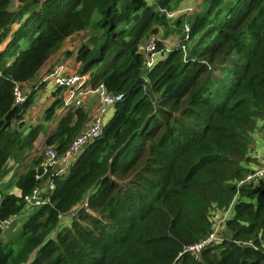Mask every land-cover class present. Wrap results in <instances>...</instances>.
Segmentation results:
<instances>
[{
    "label": "trees",
    "instance_id": "obj_1",
    "mask_svg": "<svg viewBox=\"0 0 264 264\" xmlns=\"http://www.w3.org/2000/svg\"><path fill=\"white\" fill-rule=\"evenodd\" d=\"M179 1L0 0V175L9 161L25 168L15 167L0 189V220L23 210L24 194L43 173L41 156L28 159L42 128L26 130L24 114L32 89L46 80L27 86L22 101L15 89L35 79L69 37L93 30L63 59L74 56L93 86L122 94L102 134L54 177L49 203L31 210L21 244L7 248L0 239V264H167L188 239L206 237L211 213L229 206L233 237L216 245L211 264H264V249L249 237L264 233V177L255 180L262 186L243 184L255 120L264 117V0H201L200 9L170 24L166 11ZM159 26L163 39H177L149 67L139 44ZM61 88L52 91L47 118L63 103ZM75 113L45 144L66 149L87 119L80 108ZM141 181L152 183L144 200L132 190ZM12 183L17 194L7 189ZM87 191L70 226L58 228Z\"/></svg>",
    "mask_w": 264,
    "mask_h": 264
},
{
    "label": "rangeland",
    "instance_id": "obj_2",
    "mask_svg": "<svg viewBox=\"0 0 264 264\" xmlns=\"http://www.w3.org/2000/svg\"><path fill=\"white\" fill-rule=\"evenodd\" d=\"M149 2H151V0H149ZM200 2H201V0H180L177 3V7L176 8H174L173 10H170V11H166L167 19L170 21V24L173 23L175 21V19H177L179 17H182V15L185 12H187L189 10V8H192V11L194 9L195 10L200 9V7H199ZM185 10H187V11H185ZM168 13L169 14H173V15L168 16ZM157 30H158L157 32L153 33L154 34L153 36L156 39H159V42L161 43L160 44L161 45V51L159 49H156V45H155L154 51L156 53H159V55H160V53L163 54L162 48L164 47V45H165V47L168 46V44H166V43L167 42L170 43L172 39H177V35L176 34H172V35L168 36L167 38L163 39L164 32L162 31V28L159 26V27H157ZM93 33H94L93 30H84L82 32H79V33L69 37L65 41V43L63 44L62 50H60L58 53H56V55L53 56V58L50 60V62H52V61L53 62L62 61L63 57L65 55L64 52L67 51V50L72 51V53L75 55V52L81 46V44H83V42H85ZM156 62L154 64H156ZM66 63H68V65L70 66L71 70H75L74 68H75V66H77V64H76L77 62H75L74 56L69 58V60H67ZM45 69H47V67H44V70ZM40 73H42V72H40ZM217 76L221 77L223 79L224 77H226V74H223V73L221 74V73L218 72ZM35 83H37V80L35 81ZM46 84H47L46 87L44 86V88H42L41 90L37 91V94L39 95L37 97V99L39 100L40 97H41V103L42 104L40 106H38V108H36V109L34 107H30L29 110L26 112V119H32V120L37 121V122H39V121L44 119V115L42 113H44L45 108L47 106H49L53 102L54 99H53L52 91L55 88V86H54L52 81H47ZM61 89H62L63 94H65V89H63V88H61ZM24 93H25V87L24 88H18V93H17L18 100L17 101H19V99L20 100L24 99V96H25ZM57 94L59 96L63 95V94H61V92L57 93ZM65 95H64V97H65ZM64 97H63V100H64ZM256 97H258V96H256ZM109 111L111 112V110H109ZM56 119H57V116L54 117V120H56ZM261 119H263V118H261ZM256 120H255V124H256ZM105 124H106V119H105ZM55 125H56L55 121H53V122L50 121L49 124L46 123V128H47L48 131L54 130V126ZM253 129L254 130L252 131L251 142H250V145H249V148H248L249 149L248 150V157L251 159V161L248 162V163L243 164L248 169H250V174H252V173L264 168V153L263 154H259L258 149L256 147L257 142L260 141V139H261L262 148H263V151H264V119L261 120V121H258L257 122V126L254 125ZM46 146L47 145H45V139L39 140L37 148L32 153V156L30 158H28V159L30 160L33 157L41 156L42 157L41 161L42 160L44 161L45 156H44V152L43 151L46 148ZM55 148L57 149V147H54V149ZM56 153L58 155H61L57 151H56ZM18 165H20L19 168L17 167ZM21 166L22 165L20 163H17V162L16 163H12V161L8 162V165H7V168L5 169L4 174L0 175V189L1 190L4 189V187L7 185V182H9V180L13 177V175H11V174H12V172H13L15 167H17V169H16L17 173L20 172V171L21 172L24 171L25 168L24 167L22 168ZM247 177H246V181L243 184H246V183H249V182L250 183L251 182H257V181H255L256 179H253L251 181V180L247 179ZM263 183H261V182L258 183L257 182V183L254 184V186L255 187L262 186ZM151 184L152 183L149 184L147 181L146 182L145 181H141L140 188H137V189L134 188L132 190H134V192H136L137 194L140 195L141 200H144L146 198V196H147V193H149V192H147V190L150 188ZM12 185H13V183L7 189H13L14 187H12ZM246 186H244V188H246ZM12 192L17 193L16 190H13ZM89 194H90L89 191H87L82 199L84 200V198L89 196ZM237 195H240V194L237 193ZM240 199H241V196H240V198L237 201H239ZM83 200L79 201V203L76 205L77 207L76 206L72 207L65 214H62L60 216V218H59L60 228L61 227H65V226H67V227L70 226L71 222L77 216V211H78V209H80L81 203H82ZM131 204H132V201H127L126 207H130ZM45 205H43V206H45ZM231 208L232 207H229L227 211H221V212H216L215 211L214 213H211L210 218H211V222H212V227H211V222H210V226H209L207 232L202 237H205V236L207 237L208 233L211 232L213 229H218V235H219V238L221 239V241H219L218 243H215L213 246H211L212 248L208 247V248H211L213 250L212 252L208 251L206 257L201 256L202 253H200V254L197 255L198 259L193 258V256L196 257V254L199 253V252H202L203 250H200L198 252H193L194 250L188 249L191 245L194 244L193 241L188 239L185 244H183L181 247H179L180 249H178L177 254L173 258V260L172 261H168L167 264H211L210 256L217 255V253H218V249H217L216 245H218L220 242H222L224 240H227V239L231 240L232 237H233L232 230L227 226V221L234 218L233 217V215H234L233 209H231ZM27 217H28V215L20 217L14 223V225L12 226V229H9L7 232H5V234H6L5 237H3V236L0 237V239H3L4 243H8V241H9L7 248L12 247V248L16 249L21 244L23 238L19 235V231H20L21 225L25 222ZM177 230L180 233L182 232L181 227L177 228ZM55 231H56V228L51 230L48 233L49 237H53L55 235L54 234ZM243 233L241 234L240 238H242ZM259 233H261V234L258 235L257 230L255 229V231L252 234H250L249 237H255L254 240H257L258 243H259V246H261V248L264 249V237H263L264 233L263 232H259ZM257 235H258V237H257ZM240 238L238 240L239 243H241L240 241H242V240H240ZM197 241L198 240H196V242ZM191 242H193V243H191ZM242 243H243V245H248V244H251L252 242L251 241H248V242L243 241ZM185 257L188 258L187 261H183V259Z\"/></svg>",
    "mask_w": 264,
    "mask_h": 264
},
{
    "label": "built area",
    "instance_id": "obj_3",
    "mask_svg": "<svg viewBox=\"0 0 264 264\" xmlns=\"http://www.w3.org/2000/svg\"><path fill=\"white\" fill-rule=\"evenodd\" d=\"M156 38L153 35L148 37V41L145 44L140 45L139 49L141 52H144L146 58V64L150 67L157 54L154 51L155 49ZM52 81L54 86L67 87L68 89V101H73L76 104H79L82 101L84 95L92 92L97 95L99 101V113L100 115L92 119L91 123L83 131L80 132L68 145L65 152L62 155H58L55 149L51 146H48L45 151L44 163L41 164L42 174L36 175V185L23 196L24 209L39 208L43 205H47L50 201V190L53 186V180L55 176H62L66 173L70 167L72 161L74 160L76 154L83 148L85 143L93 138L99 137L102 133L104 126L102 115H105L108 110H112L113 106L117 101L122 98V94H113L106 90L105 86L100 84L96 88H91L87 84V74H63L62 67L57 66L52 71L46 74L43 81ZM16 95L18 93V88L15 89ZM18 100V95H17ZM19 101H22L19 99ZM47 175V182L49 188L42 192L40 185L37 184L41 181L42 177ZM256 177H264V168L258 170L250 175L247 179L253 180ZM88 196L84 198L81 203V207L85 206ZM1 203V198H0ZM77 207V206H76ZM80 207V208H81ZM20 214H14L8 216V218L0 220V232L4 233L8 231L10 226L19 218ZM221 241L218 235V229H213L208 233L207 237L204 239L194 242L188 249L194 250L193 252H198L203 249H208V247L213 246L215 243ZM200 253V252H199ZM197 253L196 256L199 254Z\"/></svg>",
    "mask_w": 264,
    "mask_h": 264
},
{
    "label": "crops",
    "instance_id": "obj_4",
    "mask_svg": "<svg viewBox=\"0 0 264 264\" xmlns=\"http://www.w3.org/2000/svg\"><path fill=\"white\" fill-rule=\"evenodd\" d=\"M201 3V2H200ZM185 11H187V10H185ZM191 12H193L192 11V8H189V10L186 12V13H191ZM170 15H173V14H169L168 13V16H170ZM149 36V35H148ZM148 41V38L147 37H145V38H143L142 39V41H141V43L139 44V47H140V45H142V44H144V43H146ZM139 51H140V49H139ZM141 52V51H140ZM142 54H144V52H142ZM53 56H55V55H53ZM53 56L52 57H50L49 58V60H48V62L46 63V65L44 66V67H47V69H45L44 70V68H42V69H40L39 71H38V73H37V76H36V78L35 79H33L32 81H29L28 83L26 82V83H24V85H22V87H20V88H27V86H29V85H33L34 83H35V81L36 80H39V84L40 83H43V79H44V77L46 76V73H49L50 71H52L55 67H57V66H61L62 67V73L63 74H81V75H84V74H87V84L91 87V88H96L97 86H99L100 84H102V83H100V84H97L96 86H93V84L91 83V81H90V75L88 74V73H79V71H78V67L80 66L78 63H76L77 64V67H76V69L75 70H71L70 69V66L68 65V63H66V61L67 60H69V58H67V59H63L62 61H59V62H50V60L53 58ZM160 58V55L157 57V59H156V61H158V59ZM50 63V64H49ZM72 66V65H71ZM40 72H42V73H40ZM46 83H47V81H46ZM44 84V86L46 87V85L47 84ZM44 86H41V85H37V86H35L32 90H34L35 92H34V97H33V102H32V105L30 106V107H34L35 109L36 108H38V106H40L42 103H41V97H40V99L38 100L37 99V97L39 96L38 94H37V91L38 90H41L42 88H44ZM50 89V88H49ZM63 89H65V94H63V92H62V90H61V94H63L62 96L64 97V95H65V97H64V100H63V103L61 104V106H59V107H57L56 109H54L53 110V112H52V114H53V116L51 117V118H47V114H46V109H48L49 107H50V105L49 106H47L46 108H45V111H44V113H42L43 115H44V119L43 120H41V121H39V122H37V121H34V120H32V119H26V112L29 110V108L27 109V111L25 112V114H24V120H25V127H26V130L30 127V126H41V128H42V130H41V132L39 133V136H38V138L35 140V142H34V148L36 149L37 148V146H38V143H39V140H42V139H45V142L47 141V139L46 138H48L49 136H51V135H53V133H55L56 132V128H57V125H58V123L63 119V118H65V116H67L68 115V113H71L72 114V119H71V124H73L74 123V121H75V119H74V116L76 117L77 116V114L75 113V111H76V109H78V108H80L82 111H83V113H86V115H87V119H86V121H85V123L81 126V128L79 129V131L77 132V135L78 134H80V132L81 131H83L86 127H88V125L91 123V121H92V119H94V118H96L97 116H99L100 115V113H99V108H100V105H99V101H98V97H97V95L96 94H94V93H92V92H90V93H88V94H86V95H84V97L82 98V101L79 103V104H76L75 102H73V101H68V96H69V94H68V89H67V87H65L64 86V88ZM51 92V91H50ZM27 93V90H25V94ZM29 93V92H28ZM48 96V95H47ZM62 96H59L60 98H62L63 99V97ZM112 111L110 112L109 110L106 112V114L105 115H102L101 117L103 118V121H104V124H105V119H106V122L110 119V117L112 116ZM55 116H57V119L56 120H54V117ZM263 119H264V117H263ZM263 119H261V118H257V120H256V124H255V126H257V122L258 121H261V120H263ZM50 121H55L56 122V127L54 126V130H50V131H48L47 130V128H46V123H50ZM55 124V123H54ZM76 135V136H77ZM75 136V137H76ZM74 137V138H75ZM70 144V143H69ZM45 145H47L46 146V148L48 147V146H51V147H57V144L56 143H52V144H48V143H46ZM68 147V146H67ZM66 147V148H67ZM256 147H257V149H258V152H259V154H263L264 153V151H263V148H262V141H261V139H260V141H258L257 142V145H256ZM45 148V149H46ZM45 149H44V151H45ZM66 150V149H65ZM65 150L63 151V152H59L56 148H55V151H57V152H59V154H63L64 152H65ZM43 151V152H44ZM44 156H45V154H44ZM44 162H43V160L41 161V164H43ZM23 168V167H22ZM21 172V171H20ZM47 178H42L41 179V181L39 182V183H37V184H39L40 185V188H41V191L42 192H46L45 190H47L48 188H49V185H48V183H46L47 182V180H46ZM12 187H14L12 190H16L17 191V188H16V186H14V185H12ZM18 192V191H17ZM28 193V192H27ZM17 194V193H16ZM24 196H25V194H24ZM23 203H24V201H23ZM229 207H232V206H229ZM32 210V209H31ZM31 210L30 209H28L27 211H25V209H24V207H23V210L19 213L20 214V216H19V218L20 217H22V216H26V215H29V213H31ZM16 214H18V213H16ZM18 218V219H19ZM17 219V220H18ZM16 220V221H17ZM15 221V222H16ZM14 222V223H15ZM60 222V221H59ZM14 223L11 225V226H13L14 225ZM60 227V225H58V228ZM211 227H212V222H211ZM58 228H56V231H57V229ZM7 232V231H6ZM3 237H5V232L3 233V234H1Z\"/></svg>",
    "mask_w": 264,
    "mask_h": 264
}]
</instances>
